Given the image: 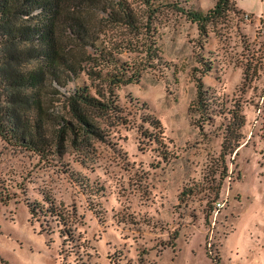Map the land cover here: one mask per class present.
<instances>
[{"label":"rangeland","instance_id":"1","mask_svg":"<svg viewBox=\"0 0 264 264\" xmlns=\"http://www.w3.org/2000/svg\"><path fill=\"white\" fill-rule=\"evenodd\" d=\"M168 1L155 0L162 63L114 88L124 119H100L104 140L40 158L0 138V184L10 192L0 201V264H245V252L264 246V0L230 1L204 31ZM79 2L65 0L73 12ZM214 2L177 1L202 10ZM83 11L91 22L105 15ZM197 82L207 109H197ZM235 105L242 136L224 152ZM42 196L64 221L30 217L27 202Z\"/></svg>","mask_w":264,"mask_h":264},{"label":"trees","instance_id":"2","mask_svg":"<svg viewBox=\"0 0 264 264\" xmlns=\"http://www.w3.org/2000/svg\"><path fill=\"white\" fill-rule=\"evenodd\" d=\"M177 1L163 4L183 13L199 31L232 2L215 0L202 10ZM160 3L80 0L82 9L73 12L65 0H0V138L40 158L59 156L67 147L88 151L93 140H104L107 129L100 119L115 117V123L124 119L114 88L137 80L145 67L162 63L154 35ZM88 9H100L105 15L91 22L83 11ZM112 27L119 31L108 32ZM68 40L72 46H67ZM132 52L130 59L120 55ZM80 74L85 79L78 81ZM70 81L71 89L61 92ZM196 86L197 109H207L201 82ZM54 100H60L62 110L54 107ZM238 110V105L226 110L224 152L232 151L242 136L243 114ZM151 117L153 127H158L159 120ZM9 197L0 184V201ZM27 208L36 220L66 219L47 196L28 201Z\"/></svg>","mask_w":264,"mask_h":264},{"label":"crops","instance_id":"3","mask_svg":"<svg viewBox=\"0 0 264 264\" xmlns=\"http://www.w3.org/2000/svg\"><path fill=\"white\" fill-rule=\"evenodd\" d=\"M241 258H244L245 264H264V246H260L259 250L257 251L256 249L252 250L251 253L247 255L245 252L244 256Z\"/></svg>","mask_w":264,"mask_h":264},{"label":"built area","instance_id":"4","mask_svg":"<svg viewBox=\"0 0 264 264\" xmlns=\"http://www.w3.org/2000/svg\"><path fill=\"white\" fill-rule=\"evenodd\" d=\"M241 16L244 18V19H251V16H250V13L246 12V11H242L241 12ZM260 30L264 32V23H261L260 22Z\"/></svg>","mask_w":264,"mask_h":264}]
</instances>
